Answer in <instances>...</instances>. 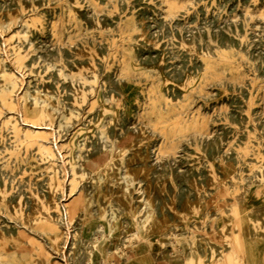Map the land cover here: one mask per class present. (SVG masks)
<instances>
[{"label":"rangeland","instance_id":"rangeland-1","mask_svg":"<svg viewBox=\"0 0 264 264\" xmlns=\"http://www.w3.org/2000/svg\"><path fill=\"white\" fill-rule=\"evenodd\" d=\"M263 6L264 0H0V264H64L65 251L75 264H131L135 250L120 247L138 229L143 239L133 248L147 250L156 264H251L248 241L263 246L253 264H264ZM75 198L82 206L67 224L62 211ZM95 233L100 243L93 247Z\"/></svg>","mask_w":264,"mask_h":264},{"label":"bare ground","instance_id":"bare-ground-1","mask_svg":"<svg viewBox=\"0 0 264 264\" xmlns=\"http://www.w3.org/2000/svg\"><path fill=\"white\" fill-rule=\"evenodd\" d=\"M6 1V0H5ZM10 1V0H9ZM47 1V0H46ZM88 1V0H87ZM118 1V0H117ZM135 1V0H134ZM138 1V0H137ZM84 2V1H83ZM122 2V1H121ZM133 2V1H132ZM12 3V2H11ZM150 3V2H149ZM191 3V2H190ZM8 4H10V3H8ZM42 4V3H41ZM119 4H121V3H119ZM140 4V3H139ZM147 4H148V2H147ZM208 4V3H207ZM225 4V3H224ZM223 4V5H224ZM107 5V4H106ZM123 5H124V3H123ZM131 5V4H130ZM134 5V4H133ZM132 5V6H133ZM188 5H189V3H188ZM222 5V6H223ZM7 6V5H6ZM216 6V5H215ZM264 7V6H263ZM50 8V7H49ZM92 8V7H91ZM90 8V9H91ZM129 8V7H128ZM132 8V7H131ZM223 8V7H222ZM77 9H78V7H77ZM93 9V8H92ZM141 9V8H140ZM184 9V8H183ZM197 9V8H196ZM161 10V9H160ZM185 10V9H184ZM188 10V9H187ZM194 10V9H193ZM207 10V9H206ZM217 10H218V8H217ZM222 10V9H221ZM242 10V9H241ZM104 11V10H103ZM129 11V10H128ZM139 11V10H138ZM195 11V10H194ZM210 11H212V10H210ZM244 11V10H243ZM157 12V11H156ZM165 12V11H164ZM47 13V12H46ZM87 13V12H86ZM132 13V12H131ZM179 13H181V12H179ZM208 13H210V12H208ZM236 13V12H235ZM240 13V12H239ZM244 13V12H243ZM242 13V14H243ZM32 14V13H31ZM35 14V13H34ZM128 14V13H127ZM185 14V13H184ZM192 14V13H191ZM30 15V14H29ZM33 15V14H32ZM93 15H94V13H93ZM114 15V14H113ZM173 15V14H172ZM224 15V14H223ZM241 15V14H240ZM252 15V14H251ZM82 16V15H81ZM158 16V15H157ZM183 16V15H182ZM210 16V15H209ZM242 16V15H241ZM83 17V16H82ZM91 17V16H90ZM93 17V16H92ZM99 17V16H98ZM117 17V16H116ZM125 17V16H124ZM171 17V16H170ZM169 17V18H170ZM175 17H176V15H175ZM174 17V18H175ZM189 17H190V15H189ZM211 17V16H210ZM217 17V16H216ZM24 18V17H23ZM46 18V17H45ZM112 18V17H111ZM146 18V17H145ZM165 18V17H164ZM168 18V19H169ZM193 18V17H192ZM221 18V17H220ZM234 18V17H233ZM232 18V19H233ZM78 19V18H77ZM81 19V18H80ZM116 19H118V18H116ZM141 19V18H140ZM155 19V18H154ZM195 19H197V17L195 18ZM200 19V18H199ZM239 19V18H238ZM86 20V19H85ZM92 20V19H91ZM211 20V19H210ZM228 20V19H227ZM28 21V20H27ZM89 21V20H88ZM135 21V20H134ZM139 21V20H138ZM147 21V20H146ZM178 21V20H177ZM179 21H181V20H179ZM199 21V20H198ZM207 21H209V20H207ZM215 21V20H214ZM233 21V20H232ZM235 21V20H234ZM239 21V20H238ZM18 22V21H17ZM19 22H21V21H19ZM90 22V21H89ZM99 22V21H98ZM132 22V21H131ZM145 22V21H144ZM144 22H143V24H144ZM151 22V21H150ZM150 22H148V23H150ZM160 22V21H159ZM184 22V21H183ZM205 22H206V19H205ZM237 22V21H236ZM255 22V21H254ZM261 22V21H260ZM260 22H259V24H260ZM22 23V22H21ZM147 23V22H146ZM168 23V22H167ZM219 23V22H218ZM230 23H231V21H230ZM264 23V22H263ZM89 24V23H88ZM132 24V23H131ZM140 24V23H139ZM166 24V23H165ZM181 24V23H180ZM226 24H227V21H226ZM229 24V23H228ZM236 24V23H235ZM83 25V24H82ZM87 25V24H86ZM94 25V24H93ZM155 25H156V23H155ZM220 25V24H219ZM223 25V24H222ZM232 25V24H231ZM241 25V24H240ZM13 26H14V24H13ZM38 26V25H37ZM51 26V25H50ZM100 26V25H99ZM138 26V25H137ZM140 26V25H139ZM203 26V25H202ZM205 26H207V25H205ZM254 26V25H253ZM256 26V25H255ZM174 27V26H173ZM213 27V26H212ZM216 27V26H215ZM230 27V26H229ZM237 27V26H236ZM239 27V26H238ZM241 27V26H240ZM250 27V26H249ZM257 27V26H256ZM260 27V26H259ZM5 28V27H4ZM22 28H24V27H22ZM30 28V27H29ZM88 28V27H87ZM166 28V27H165ZM185 28V27H184ZM231 28V27H230ZM242 28V27H241ZM264 28V27H263ZM26 29V28H25ZM132 29V28H131ZM151 29V28H150ZM167 29V28H166ZM172 29V28H171ZM200 29V28H199ZM249 29V28H248ZM21 30V29H20ZM130 30V29H129ZM168 30V29H167ZM170 30V29H169ZM180 30V29H179ZM204 30V29H203ZM206 30V29H205ZM214 30V29H213ZM220 30H222V29H220ZM240 30H242V29H240ZM256 30V29H255ZM5 31V30H4ZM27 31V30H26ZM29 31V30H28ZM33 31V30H32ZM51 31V30H50ZM96 31V30H95ZM158 31V30H157ZM175 31H176V29H175ZM174 31V32H175ZM191 31V30H190ZM235 31V30H234ZM134 32V31H133ZM147 32H149V31H147ZM198 32H199V30H198ZM205 32V31H204ZM216 32H217V30H216ZM259 32V31H258ZM96 33V32H95ZM171 33V32H170ZM215 33V32H214ZM261 33V32H260ZM31 34H32V32H31ZM165 34V33H164ZM150 35V34H149ZM148 35V36H149ZM152 35V34H151ZM190 35V34H189ZM204 35V34H203ZM236 35V34H235ZM248 35V34H247ZM262 35V34H261ZM159 36V35H158ZM161 36V35H160ZM182 36V35H181ZM218 36V35H217ZM49 37H51V36H49ZM162 37V36H161ZM214 37V36H213ZM216 37V36H215ZM262 37V36H261ZM260 37V38H261ZM29 38V37H28ZM137 38V37H136ZM182 38V37H181ZM180 38V39H181ZM249 38V37H248ZM3 38H1V40H2ZM46 39V38H45ZM54 39V38H53ZM169 39V38H168ZM187 39V38H186ZM191 39V38H190ZM195 39V38H194ZM214 39V38H213ZM225 39V38H224ZM229 39V38H228ZM255 39V38H254ZM15 40H16V38H15ZM230 40V39H229ZM240 40V39H239ZM245 40V39H244ZM262 40V39H261ZM52 41V40H51ZM170 41V40H169ZM206 41V40H205ZM219 41V40H218ZM243 41V40H242ZM247 41V40H246ZM38 42V41H37ZM124 42V41H123ZM127 42V41H126ZM173 42V41H172ZM197 42V41H196ZM208 42H209V40H208ZM222 42V41H221ZM248 42V41H247ZM262 42V41H261ZM19 43V42H18ZM27 43V42H26ZM73 42H71V44H72ZM88 43V42H87ZM100 43V42H99ZM122 43V42H121ZM146 43V42H145ZM166 43H169V42H166ZM6 44V43H5ZM63 44V43H62ZM69 44V43H68ZM123 44V43H122ZM165 44V43H164ZM177 44H179V43H177ZM242 44V43H241ZM254 44V43H253ZM34 45V44H33ZM42 45V44H41ZM46 45V44H45ZM51 45V44H50ZM59 45V44H58ZM64 45H66V44H64ZM73 45V44H72ZM139 45V44H138ZM162 45V44H161ZM206 45V44H205ZM255 45V44H254ZM36 46V45H35ZM40 46V45H39ZM52 46V45H51ZM55 46V45H54ZM53 46V47H54ZM74 46H75V44H74ZM144 46V45H143ZM142 46V47H143ZM168 46V45H167ZM247 46V45H246ZM256 46V45H255ZM25 47V46H24ZM63 47V46H62ZM129 47V46H128ZM148 47H149V45H148ZM147 47V48H148ZM198 47V46H197ZM216 47V46H215ZM229 47V46H228ZM243 47V46H242ZM264 47V46H263ZM3 48V47H2ZM37 48H38V46H37ZM52 48V47H51ZM72 48V47H71ZM74 48V47H73ZM120 48V47H119ZM150 48V47H149ZM204 48V47H203ZM230 48V47H229ZM246 48V47H245ZM5 49V48H4ZM55 49V48H54ZM58 49V48H57ZM134 49V48H133ZM173 49V48H172ZM175 49V48H174ZM187 49V48H186ZM200 49V48H199ZM210 49V48H209ZM224 49V48H223ZM242 49V48H241ZM249 49V48H248ZM63 50V49H62ZM102 50V49H101ZM120 50V49H119ZM148 50V49H147ZM161 50V49H160ZM197 50V49H196ZM202 50V49H201ZM240 50V49H239ZM254 50V49H253ZM8 51V50H7ZM6 51V52H7ZM13 51V50H12ZM49 51V50H48ZM67 51V50H66ZM97 51V50H96ZM100 51V50H99ZM137 51V50H136ZM162 51V50H161ZM203 51V50H202ZM5 52V53H6ZM56 52V51H55ZM54 52V53H55ZM155 52H156V50H155ZM172 52V51H171ZM175 52V51H174ZM208 52V51H207ZM38 53V52H37ZM57 53V52H56ZM55 53V54H56ZM72 53V52H71ZM144 53V52H143ZM202 53V52H201ZM215 53V52H214ZM240 53V52H239ZM251 53V52H250ZM249 53V54H250ZM6 54H8V53H6ZM13 54V53H12ZM45 54V53H44ZM65 54H66V52H65ZM70 54V53H69ZM122 54V53H121ZM133 54V53H132ZM170 54V53H169ZM185 54V53H184ZM206 54V53H205ZM209 54V53H208ZM241 54V53H240ZM247 54V53H246ZM253 54H255V53H253ZM14 55V54H13ZM36 55V54H35ZM49 55V54H48ZM63 55V54H62ZM171 55V54H170ZM190 55V54H189ZM243 55V54H242ZM242 55H241V57H242ZM245 55V54H244ZM2 56V55H1ZM67 56V55H66ZM99 56V55H98ZM112 56V55H111ZM139 56V55H138ZM173 56V55H172ZM178 56H180V55H178ZM187 56V55H186ZM209 56V55H208ZM258 56V55H257ZM9 57H10V55H9ZM35 57V56H34ZM46 57V56H45ZM59 57V56H58ZM71 57V56H70ZM73 57V56H72ZM147 57V56H146ZM244 57V56H243ZM11 58V57H10ZM30 58V57H29ZM47 58H49V57H47ZM75 58V57H74ZM97 58V57H96ZM107 58V57H106ZM112 58V57H111ZM238 58V57H237ZM259 58H261V57H259ZM31 59V58H30ZM66 59V58H65ZM140 59V58H139ZM166 59V58H165ZM189 59V58H188ZM27 60V59H26ZM49 60V59H48ZM77 60V59H76ZM75 60V61H76ZM110 60V59H109ZM176 60V59H175ZM239 60V59H238ZM260 60V59H259ZM10 61V60H9ZM30 61V60H29ZM33 61V60H32ZM121 61V60H120ZM146 60H144V62H145ZM193 61V60H192ZM199 61V60H198ZM258 61V60H257ZM3 62H5V61H3ZM8 62V61H7ZM12 62H14V61H12ZM82 62V61H81ZM119 62V61H118ZM143 62V63H144ZM170 62V61H169ZM187 62V61H186ZM195 62V61H194ZM202 62V61H201ZM235 62V61H234ZM238 62V61H237ZM249 62V61H248ZM15 63V62H14ZM46 63H48V62H46ZM74 63V62H73ZM85 63V62H84ZM105 63V62H104ZM107 63H109V61H107ZM173 63V62H172ZM177 63V62H176ZM251 63V62H250ZM254 63V62H253ZM256 63V62H255ZM254 63V64H255ZM4 64V63H3ZM29 64V63H28ZM67 64H69V63H67ZM79 64V63H78ZM262 64H263V62H262ZM17 65V64H16ZM31 65V64H30ZM74 65V64H73ZM106 65V64H105ZM253 65V64H252ZM257 65V64H256ZM45 66V65H44ZM56 66V65H55ZM63 66V65H62ZM61 66V67H62ZM96 66V65H95ZM178 66V65H177ZM16 67H18V66H16ZM66 67V66H65ZM65 67H63V68H65ZM117 67V66H116ZM199 67V66H198ZM253 67H254V65H253ZM12 68V67H11ZM10 68V69H11ZM15 68V67H14ZM13 68V69H14ZM43 68V67H42ZM166 68V67H165ZM185 68V67H184ZM186 68H188V67H186ZM193 68V67H192ZM202 68V67H201ZM34 69V68H33ZM46 69V68H45ZM66 69V68H65ZM68 69V68H67ZM76 69V68H75ZM113 69V68H112ZM50 70V69H49ZM59 70V69H58ZM103 70V69H102ZM173 70V69H172ZM255 70V69H254ZM257 70V69H256ZM18 71V70H17ZM42 71V70H41ZM57 71V70H56ZM104 71V70H103ZM165 71V70H164ZM193 71V70H192ZM19 72V71H18ZM91 72V71H90ZM101 72V71H100ZM258 72V71H257ZM20 73V72H19ZM18 73V74H19ZM45 73H47V71L46 72H44V74ZM49 73V72H48ZM85 73V72H84ZM108 73V72H107ZM112 73V72H111ZM178 73V72H177ZM193 73V72H192ZM16 74V73H15ZM24 74V73H23ZM29 74V73H28ZM27 74V75H28ZM43 74V75H44ZM58 74V73H57ZM87 74H88V71H87ZM116 74H117V72H116ZM119 74V73H118ZM260 74V73H259ZM105 75V74H104ZM173 75V74H172ZM256 75V74H255ZM20 76V75H19ZM25 75H23V77H24ZM31 76V75H30ZM56 76V75H55ZM87 76V75H86ZM90 76H91V74H90ZM179 76V75H178ZM22 76H20V78H21ZM44 77V76H43ZM116 77H119V76H116ZM126 77H129V76H126ZM19 78V77H18ZM17 78V79H18ZM38 78V77H37ZM92 78V77H91ZM108 78V77H107ZM113 78V77H112ZM131 78V77H130ZM170 78V77H169ZM258 78V77H257ZM22 79V78H21ZM40 79V78H39ZM57 79H59V78H57ZM68 79V78H67ZM75 79V78H74ZM101 79V78H100ZM162 79V78H161ZM260 79V78H259ZM20 80V79H19ZM73 80V79H72ZM102 80V79H101ZM116 80H118V79H116ZM125 80V79H124ZM160 80V79H159ZM178 80H179V77H178ZM239 80V79H238ZM18 81V80H17ZM20 82H22V81H20ZM50 82V81H49ZM55 82V81H54ZM71 82V81H70ZM122 82V81H121ZM245 82V81H244ZM56 83H57V81H56ZM76 83V82H75ZM19 84V83H18ZM28 84V83H27ZM35 84V83H34ZM105 84V83H104ZM115 84V83H114ZM38 85V84H37ZM54 85H55V83H54ZM89 85V84H88ZM98 85V84H97ZM96 85V86H97ZM237 85H238V83H237ZM237 85H235V86H237ZM248 85V84H247ZM21 86H22V84H21ZM20 86V87H21ZM74 86V85H73ZM93 86V85H92ZM35 87V86H34ZM38 87V86H37ZM66 87H68V85L66 86ZM77 87H78V85H77ZM114 87V86H113ZM169 87H170V85H169ZM248 87V86H247ZM251 87V86H250ZM30 88V87H29ZM89 88V87H88ZM96 88V87H95ZM98 88V87H97ZM112 88V87H111ZM117 88V87H116ZM237 88V87H236ZM23 89V88H22ZM33 89V88H32ZM109 89H110V86H109ZM120 89V88H119ZM177 89V88H176ZM241 89H243V88H241ZM241 89H240V91H241ZM248 89H250L249 87H248ZM254 89V88H253ZM43 90V89H42ZM41 90V91H42ZM61 90H63V89H61ZM61 90H59V92L61 91ZM172 90V89H171ZM178 90V89H177ZM20 91V90H19ZM22 91V90H21ZM47 91V90H46ZM111 91V90H110ZM109 90H108V92H110ZM120 91V90H119ZM169 91V90H168ZM250 91V90H249ZM16 92V91H15ZM18 92V91H17ZM55 92V91H54ZM116 92V91H115ZM157 92V91H156ZM19 93V92H18ZM17 93V94H18ZM21 93V92H20ZM56 93V92H55ZM54 93V94H55ZM105 93V92H104ZM120 93V92H119ZM168 93V92H167ZM242 93V92H241ZM57 94H59V93H57ZM91 94V93H90ZM90 94H88V95H90ZM158 94V93H157ZM169 94H171V91H170V93ZM168 94V95H169ZM190 94V93H189ZM246 94H248V93H246ZM114 95V94H113ZM167 95V94H166ZM175 95V94H174ZM237 95V94H236ZM21 97V95L19 96V95H16V97ZM182 96V95H181ZM73 97V96H72ZM90 97V96H89ZM107 97V96H106ZM166 97V96H165ZM168 97V96H167ZM243 97H244V95H243ZM154 98H155V96H154ZM158 98V97H157ZM238 98V97H237ZM236 98V99H237ZM17 99V98H16ZM71 99H73V98H71ZM84 99V98H83ZM90 99V98H89ZM239 99H240V97H239ZM256 99V98H255ZM19 100V99H18ZM32 100V99H31ZM63 100V99H62ZM177 100V99H176ZM241 100H242V98H241ZM20 101H21V99H20ZM86 101H87V99H86ZM171 101H172V99H171ZM180 101V100H179ZM239 101V100H238ZM65 102V101H64ZM161 102H163V100L161 101ZM244 102V101H243ZM17 103V102H16ZM21 103V102H20ZM90 103V102H89ZM169 103V102H168ZM236 103V102H235ZM240 103V102H239ZM31 104V103H30ZM63 103H61V105H62ZM85 104V103H84ZM161 104V103H160ZM163 104V103H162ZM176 104V103H175ZM253 104H254V102H253ZM16 105V104H15ZM14 105V106H15ZM114 105V104H113ZM134 105V104H133ZM63 106V105H62ZM131 106V105H130ZM74 107V106H73ZM76 107V106H75ZM97 107V106H96ZM95 107V108H96ZM134 107V106H133ZM230 107V106H229ZM18 108H19V106H18ZM58 108H59V106H58ZM77 108V107H76ZM78 109V108H77ZM163 109H164V107H163ZM162 109V110H163ZM256 109V108H255ZM258 109V108H257ZM19 110V109H18ZM17 110V111H18ZM121 110V109H120ZM250 110H251V107H250ZM98 111V110H97ZM136 111V110H135ZM160 111V110H159ZM230 111V110H229ZM239 111V110H238ZM252 111V110H251ZM6 112V111H5ZM16 112V111H15ZM66 112H67V110H66ZM96 112V111H95ZM120 112V111H119ZM8 113H10V112H8ZM12 113H14V112H12ZM19 113V112H18ZM68 113V112H67ZM4 114V113H3ZM7 114V113H6ZM97 114V113H96ZM137 114V113H136ZM257 114V113H256ZM16 115V114H15ZM193 115H194V113H193ZM21 116V115H20ZM59 116V115H58ZM225 116V115H224ZM232 116V115H231ZM245 116V115H244ZM127 117V116H126ZM139 117H140V115H139ZM158 117V116H157ZM234 117V116H233ZM232 117V118H233ZM1 118H2V116H1ZM136 118H137V116H136ZM220 118V117H219ZM242 118V117H241ZM255 118H256V116H255ZM79 119V118H78ZM94 119H96V118H94ZM109 119V118H108ZM123 119V118H122ZM134 119V118H133ZM21 120H23V119H21ZM89 120V119H88ZM120 120V119H119ZM141 120V119H140ZM213 120V119H212ZM236 120V119H235ZM63 121V120H62ZM121 121V120H120ZM137 120H135V122H136ZM1 122V121H0ZM27 122V121H26ZM57 122V121H56ZM71 122V121H70ZM75 122V121H74ZM89 122V121H88ZM129 122V121H128ZM149 122H151V121H149ZM156 122V121H155ZM233 122V121H232ZM240 122V121H239ZM23 123V122H22ZM28 123V122H27ZM39 123V122H38ZM72 123V122H71ZM121 123V122H120ZM152 123V122H151ZM253 123H254V121H253ZM29 124H31V123H29ZM110 124V123H109ZM124 124V123H123ZM130 124V123H129ZM138 124H140V123H138ZM145 124V123H144ZM260 124V123H259ZM27 125V124H26ZM38 125V124H37ZM36 125V126H37ZM50 125V124H49ZM52 125V124H51ZM54 125V124H53ZM88 125V124H87ZM118 125V124H117ZM150 125V124H149ZM161 125V124H160ZM171 125V124H170ZM242 125V124H241ZM262 125V124H261ZM34 126V125H33ZM55 126V125H54ZM76 126V125H75ZM136 126V125H135ZM147 126V125H146ZM48 127V126H47ZM56 127V126H55ZM64 127V126H63ZM110 127V126H109ZM131 127V126H130ZM133 127V126H132ZM145 127V126H144ZM233 127V126H232ZM254 127V126H253ZM264 127V126H263ZM25 128V127H24ZM30 128V127H29ZM49 128V127H48ZM52 128V127H51ZM148 128V127H147ZM35 129V128H34ZM37 129V128H36ZM44 129V128H43ZM50 129V128H49ZM52 129H54V128H52ZM135 129H137V128H135ZM153 129V128H152ZM157 129V128H156ZM220 129V128H219ZM218 129V130H219ZM238 129V128H237ZM248 129V128H247ZM263 129V128H262ZM46 130H48L47 128H46ZM60 130V129H59ZM58 130V131H59ZM72 130V129H71ZM210 130H212V129H210ZM246 130V129H245ZM3 131V130H2ZM109 131H111V130H109ZM114 131V130H113ZM121 131V130H120ZM132 131V130H131ZM229 131H230V129H229ZM258 131V130H257ZM264 131V130H263ZM57 132V131H56ZM122 132V131H121ZM137 132V131H136ZM176 132V131H175ZM195 132V131H194ZM214 132V131H213ZM220 132V131H219ZM223 132V131H222ZM232 132V131H231ZM236 132H238L237 130H236ZM5 133V132H4ZM95 133H96V131H95ZM98 133V132H97ZM124 133V132H123ZM150 133V132H149ZM158 133V132H157ZM192 133V132H191ZM210 133V132H209ZM216 133V132H215ZM225 133V132H224ZM239 133V132H238ZM244 133V132H243ZM263 133V132H262ZM53 134V133H52ZM70 134V133H69ZM151 134V133H150ZM159 134V133H158ZM177 134V133H176ZM208 134V133H207ZM217 134V133H216ZM235 134V133H234ZM4 135V134H3ZM57 135V134H56ZM91 135V134H90ZM114 135V134H113ZM188 135V134H187ZM213 135V134H212ZM232 135V134H231ZM111 136V135H110ZM201 136V135H200ZM211 136V135H210ZM209 136V137H210ZM214 136V135H213ZM51 137V136H50ZM53 137V136H52ZM89 137V136H88ZM98 137V136H97ZM119 137H121V136H119ZM161 137V136H160ZM188 137V136H187ZM194 137V136H193ZM196 137H197V135H196ZM232 137V136H231ZM246 137V136H245ZM252 137V136H251ZM257 137V136H256ZM8 138V137H7ZM162 138V137H161ZM202 137H200V140H202L201 139ZM207 138V137H206ZM205 138V139H206ZM67 139V138H66ZM98 139H100V138H98ZM193 139V138H192ZM191 139V140H192ZM212 139H213V137H212ZM219 139V138H218ZM224 139H227V137L226 138H224ZM3 140V139H2ZM48 140V139H47ZM82 140H84V139H82ZM94 140H96V139H94ZM164 140V139H163ZM187 140V139H186ZM190 140V139H189ZM191 140H190V142H191ZM237 140H239V139H237ZM251 140V139H250ZM263 140V139H262ZM64 141V140H63ZM100 141V140H99ZM103 141V140H102ZM108 141V140H107ZM114 141V140H113ZM158 141H159V139H158ZM194 141V140H193ZM199 141V140H198ZM236 141V140H235ZM256 141V140H255ZM44 142V141H43ZM54 144H56L55 146V148H57V149H59L60 147L58 146V143H57V139L55 138L54 139ZM61 142V141H60ZM91 142H93V141H91ZM104 142H106V141H104ZM103 142V143H104ZM160 142H161V140H160ZM212 142V141H211ZM47 143V142H46ZM113 143V142H112ZM150 143V142H149ZM163 143H164V141H163ZM191 143H193V142H191ZM200 143H202V142H200ZM243 143V142H242ZM241 143V144H242ZM5 144H6V142H5ZM81 144V143H80ZM86 144V143H85ZM101 144V143H100ZM99 144V145H100ZM111 144V143H110ZM188 144H190V143H188ZM187 144V145H188ZM254 144V143H253ZM8 145V144H7ZM49 145V144H48ZM98 145V146H99ZM108 145V144H107ZM107 145H105V146H107ZM191 145V144H190ZM203 145V144H202ZM228 145V144H227ZM262 145V144H261ZM53 146V145H52ZM65 146V145H64ZM102 146H103V144H102ZM145 146V145H144ZM151 146V145H150ZM182 146H184V145H182ZM205 146V145H204ZM212 146H214V145H212ZM221 146V145H220ZM249 146H251V145H249ZM108 147V146H107ZM111 147V146H110ZM162 147V146H161ZM181 147V146H180ZM209 147V146H208ZM238 147V146H237ZM264 146H262V148H263ZM23 148V147H22ZM149 148V147H148ZM154 148V147H153ZM211 148V147H210ZM226 148V147H225ZM228 148H229V146H228ZM66 149V148H65ZM98 149V148H97ZM215 149H216V147H215ZM264 149V148H263ZM1 150H3V149H1ZM54 150V149H53ZM85 150V149H84ZM153 150V149H152ZM157 150V149H156ZM163 150H164V148H163ZM170 150H172V149H170ZM169 150V151H170ZM175 150V149H174ZM208 150H209V148H208ZM219 150V149H218ZM227 150V149H226ZM231 150V149H230ZM235 150V149H234ZM255 150V149H254ZM24 151V150H23ZM30 151V150H29ZM62 151V150H61ZM67 151V150H66ZM79 151V150H78ZM150 151V153H151V150H149ZM194 151V150H193ZM221 151H222V149H221ZM228 151V150H227ZM252 151V150H251ZM58 152H59V150H58ZM63 152V151H62ZM93 152V151H92ZM160 152V151H159ZM161 152H163V151H161ZM208 152V151H207ZM216 152H218L217 150H216ZM229 152V151H228ZM241 152V151H240ZM250 152V151H249ZM33 153V152H32ZM55 153V152H54ZM60 153V152H59ZM94 153V152H93ZM97 153V152H96ZM146 153V152H145ZM157 153V152H156ZM155 153V154H156ZM164 153V152H163ZM171 153V152H170ZM179 153H180V151H179ZM195 153H196V151H195ZM215 153V152H214ZM236 153V152H235ZM264 153V152H263ZM6 154V153H5ZM4 154V155H5ZM24 154V153H23ZM85 154V153H84ZM90 154H91V152H90ZM158 154V153H157ZM166 154V153H165ZM167 154H169V153H167ZM186 154H188V153H186ZM200 154V153H199ZM223 154H224V152H223ZM241 154V153H240ZM61 155V154H60ZM92 155V154H91ZM152 155V154H151ZM159 155H161V154H159ZM172 155H174V153H172ZM176 155V154H175ZM179 155V154H178ZM181 155V154H180ZM230 155V154H229ZM263 155V154H262ZM6 156V155H5ZM66 156V155H65ZM78 156V155H77ZM87 156H89V155H87ZM167 156V155H166ZM191 156V155H190ZM237 156V155H236ZM243 156V155H242ZM264 156V155H263ZM4 157V156H3ZM79 157H80V155H79ZM173 157V156H172ZM204 156L202 155V158H203ZM218 157V156H217ZM67 158V157H66ZM154 158V157H153ZM152 158V159H153ZM157 158H159V157H157ZM164 158V157H163ZM166 158V157H165ZM169 158V157H168ZM176 158V157H175ZM211 158V157H210ZM228 158V157H227ZM47 159V158H46ZM62 159H64V158H62ZM177 159V158H176ZM216 159V158H215ZM55 160V159H54ZM53 160V161H54ZM82 160V159H81ZM154 160V159H153ZM164 160V159H163ZM171 160H173V159H171ZM179 160V159H178ZM182 160V159H181ZM205 160V159H204ZM226 160V159H225ZM233 160H234V158H233ZM237 160V159H236ZM240 160V159H239ZM41 161V160H40ZM57 161V160H56ZM83 161V160H82ZM81 161V162H82ZM84 161H85V159H84ZM83 161V162H84ZM174 161V160H173ZM263 161V160H262ZM11 162V161H10ZM60 162H63V161H60ZM180 162V161H179ZM240 162V161H239ZM33 163V162H32ZM65 163H66V161H65ZM94 163H96V162H94ZM167 163V162H166ZM165 163V164H166ZM202 163V162H201ZM251 163V162H250ZM261 163V162H260ZM2 164V163H1ZM64 164V163H63ZM62 164V166L63 167H61V166H59V167H61V168H64V165ZM159 164H160V162H159ZM171 164V163H170ZM181 164V163H180ZM244 164V163H243ZM66 165H68V164H66ZM138 165V164H137ZM157 165H158V163H157ZM190 165V164H189ZM13 166V165H12ZM22 166V165H21ZM25 166V165H24ZM42 166V165H41ZM132 166V165H131ZM169 166V165H168ZM193 167V166H192ZM246 167V166H245ZM13 168V167H12ZM237 168H239V167H237ZM243 168V167H242ZM1 169V168H0ZM22 169V168H21ZM80 169H83L82 171H81V176L84 174V167L83 168H80ZM163 169V168H162ZM244 169V168H243ZM263 169H264V167H263ZM3 170H5V169H3ZM9 170V169H8ZM28 170V169H27ZM155 170V169H154ZM164 170V169H163ZM257 170V169H256ZM15 171H17V169H15ZM60 171V170H59ZM64 171H65V169H64ZM158 171H159V169H158ZM183 171V170H182ZM185 171V170H184ZM191 171V170H190ZM193 171V170H192ZM61 172V171H60ZM87 172V171H86ZM160 172V171H159ZM194 172V171H193ZM215 172V171H214ZM10 173V172H9ZM15 173V172H14ZM68 173V172H67ZM151 173V172H150ZM192 173V172H191ZM216 173V172H215ZM251 173V172H250ZM264 173V172H263ZM59 174V173H58ZM72 174V173H71ZM154 174V173H153ZM164 174V173H163ZM175 174H177V173H175ZM182 174H183V172H182ZM193 174V173H192ZM239 174V173H238ZM237 174V175H238ZM40 175V174H39ZM243 175V174H242ZM258 175H259V173H258ZM9 176V175H8ZM12 176V175H11ZM14 176V175H13ZM60 176V175H59ZM63 176V175H62ZM79 176V175H78ZM77 175H75V177H74V179L72 180V182H73V184H74V186L77 184V180H78V177ZM89 176V175H88ZM87 176V177H88ZM253 176V175H252ZM256 176V175H255ZM6 177V176H5ZM28 177V176H27ZM61 177V176H60ZM70 177V176H69ZM177 177V176H176ZM187 177V176H186ZM185 177V178H186ZM257 177V176H256ZM11 178V177H10ZM71 178V177H70ZM70 178H69V180H70ZM199 178V177H198ZM235 178H236V176H235ZM244 178V177H243ZM247 178V177H246ZM249 178V177H248ZM251 178V177H250ZM12 179V178H11ZM27 179V178H26ZM64 179H66V177L64 176ZM87 179H89V178H87ZM154 179V178H153ZM178 179V178H177ZM183 179H184V177H183ZM197 179V178H196ZM2 180V179H1ZM34 180V179H33ZM60 180H62V179H60ZM238 180V179H237ZM12 181V180H11ZM11 181H10V183H11ZM21 181V180H20ZM199 181H201V180H199ZM246 181V180H245ZM253 181V180H252ZM18 182L19 181H17V184H18ZM26 182V181H25ZM28 182V181H27ZM68 182V181H67ZM146 182V181H145ZM229 182V181H228ZM239 182V181H238ZM257 182V181H256ZM9 183V182H8ZM20 183V182H19ZM79 184H80V182H78ZM81 183H82V181H81ZM247 183V182H246ZM250 183V182H249ZM34 184V183H33ZM62 184V183H61ZM66 183L64 182V185H65ZM90 184V183H89ZM145 184V183H144ZM152 184V183H151ZM9 185V184H8ZM24 185V184H23ZM36 185V184H35ZM70 185V184H69ZM103 185V184H102ZM122 185V184H121ZM154 185V184H153ZM169 185H170V183H169ZM180 186V185H179ZM65 187V186H64ZM87 187V186H86ZM224 187V186H223ZM16 188V187H15ZM17 188H18V185H17ZM16 188V189H17ZM35 188V187H34ZM80 188H82L81 186H80ZM89 188V187H88ZM104 188V187H103ZM154 188V187H153ZM7 189V188H6ZM22 189V188H21ZM75 189H77V187L75 188ZM91 189V188H90ZM179 189V188H178ZM184 189V188H183ZM247 189V188H246ZM15 190V189H14ZM23 190V189H22ZM38 190V189H37ZM65 190V189H64ZM68 190H69V188H68ZM109 190V189H108ZM107 190V191H108ZM215 190V189H214ZM30 191V190H29ZM66 191V190H65ZM82 191H84V190H82ZM92 191V190H91ZM111 191V190H110ZM125 191V190H124ZM180 191V190H179ZM189 191V190H188ZM206 191H207V189H206ZM12 192V191H11ZM16 192V191H15ZM64 192V191H63ZM77 192V191H76ZM154 192V191H153ZM156 192V191H155ZM178 192V191H177ZM65 194H66V192H64ZM181 193V192H180ZM27 194V193H26ZM109 194V193H108ZM133 194V193H132ZM156 194V193H155ZM171 194V193H170ZM193 194H195V193H193ZM64 195V194H63ZM70 196H71V194H69ZM73 195V194H72ZM126 195V194H125ZM134 195V194H133ZM136 195V194H135ZM176 195H177V193H176ZM185 195V194H184ZM188 195H190V194H188ZM209 195V194H208ZM153 196V195H152ZM156 196V195H155ZM179 196V195H178ZM194 196V195H193ZM205 196V195H204ZM238 196V195H237ZM62 197V196H61ZM64 197V196H63ZM62 197V198H63ZM176 197V196H175ZM195 197V196H194ZM6 198H7V196H6ZM57 198V197H56ZM65 198V197H64ZM157 198V197H156ZM232 198V197H231ZM28 199V198H27ZM31 199V198H30ZM68 199V198H67ZM122 199V198H121ZM161 199V198H160ZM228 199V198H227ZM238 199V198H237ZM24 200V199H23ZM61 200V199H60ZM131 200V199H130ZM15 201H16V199H15ZM67 201V200H66ZM158 201H160V200H158ZM24 202V201H23ZM112 202V201H111ZM114 202V201H113ZM156 203V202H155ZM176 203V202H175ZM180 203V202H179ZM28 204V203H27ZM64 204V203H63ZM34 205V204H33ZM119 205V204H118ZM27 206V205H26ZM25 206V207H26ZM81 200H80V198H75L74 199V201L71 203V205H69V207L68 206H65L64 207V211H62L63 213V216H64V220L67 222V224L69 223V219H70V216H72V214L76 211V210H79L80 208H81ZM156 206H158V205H156ZM60 207V206H59ZM123 207V206H122ZM180 207V206H179ZM147 208L149 209V206H147ZM60 209V208H59ZM113 209V208H112ZM118 209H119V207H118ZM227 209V208H226ZM93 210V209H92ZM114 210V209H113ZM140 210V209H139ZM138 210V211H139ZM144 210V209H143ZM155 210V209H154ZM160 209H158V211H159ZM13 211V210H12ZM61 211V210H60ZM109 211V210H108ZM122 211V210H121ZM124 211H125V209H124ZM157 211V210H156ZM212 211V210H211ZM119 212V211H118ZM166 212V211H165ZM2 213V212H1ZM110 213V212H109ZM117 213V212H116ZM144 213V212H143ZM50 214V213H49ZM57 214V213H56ZM204 214V213H203ZM216 214V213H215ZM58 215V214H57ZM157 215V214H156ZM161 215V214H160ZM3 216V215H2ZM6 216V215H5ZM4 216V217H5ZM108 216V215H107ZM110 216V215H109ZM108 216V217H109ZM112 216V215H111ZM141 216V215H140ZM158 216V215H157ZM209 216V215H208ZM62 217V216H61ZM117 217V216H116ZM171 217V216H170ZM112 218V217H111ZM111 218H109V219H111ZM141 218V217H140ZM3 219V218H2ZM1 219V220H2ZM7 219V218H6ZM61 219V218H60ZM78 219V218H77ZM5 220V219H4ZM9 220V219H8ZM13 220V219H12ZM76 220V219H75ZM81 220V219H80ZM79 220V221H80ZM138 220V219H137ZM16 221H18V220H16ZM56 221V220H55ZM61 221H63V220H61ZM82 221V220H81ZM110 221V220H109ZM0 222H2V221H0ZM58 222V221H57ZM56 222V223H57ZM64 222V221H63ZM65 222V223H66ZM76 222V221H75ZM126 222V221H125ZM8 223V222H7ZM17 223V222H16ZM16 223H15V225H16ZM19 223V222H18ZM20 224V223H19ZM18 224V225H19ZM61 224V223H60ZM80 224V223H79ZM104 224V223H103ZM126 224V223H125ZM14 225V224H13ZM63 226H64V224H62ZM61 225V226H62ZM78 225V224H77ZM24 226V225H23ZM61 226H59V227H61ZM71 226H72V224H71ZM79 226V225H78ZM99 226V225H98ZM124 226V225H123ZM172 226V225H171ZM6 227V226H5ZM11 227V226H10ZM26 227V226H25ZM70 227V226H69ZM209 227V226H208ZM23 228V227H22ZM87 228V227H86ZM126 228V227H125ZM201 228V227H200ZM17 229V228H16ZM18 229H20V228H18ZM70 229V228H69ZM68 229V235H72V233H71V231ZM72 229V228H71ZM76 229V228H75ZM77 229H78V227H77ZM85 229V228H84ZM107 229V228H106ZM5 230V229H4ZM28 230V229H27ZM33 230V229H32ZM73 230V229H72ZM82 230V229H81ZM122 230V229H121ZM7 231V230H6ZM5 231V232H6ZM86 231V230H85ZM100 231V230H99ZM16 232V231H15ZM118 232V231H117ZM210 232V231H209ZM49 233V232H48ZM87 233V232H86ZM181 233V232H180ZM80 234L81 233H77L74 237H73V249H76V248H74L75 246H77L76 245V243H77V241L80 239ZM99 234V233H98ZM123 234V233H122ZM177 234H179V233H177ZM176 234V235H177ZM198 234V233H197ZM39 235V234H38ZM64 235H66V231H65V234ZM171 235H173V234H171ZM42 236H44L43 234H42ZM126 236V240H125V242L124 243H121L122 245H121V247H120V252H126L127 250H128V248L130 249V250H135V253H134V256H133V258H132V261H131V264H156L155 262L156 261H154V258H153V256H152V254H150L147 250H136V249H134L133 248V245L138 241V240H142L143 239V232L141 231V229H138V230H135V231H132L131 232V234H128V235H125ZM154 236V235H153ZM156 236V235H155ZM40 237V236H39ZM124 237V236H123ZM119 238V237H118ZM150 238V237H149ZM47 239V238H46ZM69 239V238H68ZM125 239V238H124ZM41 240V239H40ZM70 240H72V239H70ZM69 240V241H70ZM120 240V239H119ZM86 241H87V239H86ZM169 241V240H168ZM42 242V241H41ZM89 242L92 244V246L93 247H96L97 246V244H99L100 243V239H99V236L97 235V233H95L90 239H89ZM123 242V241H122ZM44 243V242H43ZM79 243V242H78ZM160 243V242H159ZM163 243V242H162ZM167 243V242H166ZM49 244V243H48ZM64 244V243H63ZM65 244H66V242H65ZM89 244V243H88ZM167 244H169V243H167ZM165 245V244H164ZM224 245H225V243H224ZM63 246V245H62ZM166 246V245H165ZM173 246V245H172ZM198 246V245H197ZM68 247V246H67ZM93 247H92V249H93ZM47 248V247H46ZM65 248V247H64ZM88 248H91L90 246L88 247ZM110 248V247H109ZM262 248H263V246L261 245V246H259V245H257L256 243H252V242H250V241H248L247 243H246V249H245V255H246V258H247V261H249V263H251V264H253V261H255V259H257V258H259V256H260V254H261V252H262ZM69 249V248H68ZM78 249V248H77ZM116 249V248H115ZM176 249H177V247H176ZM199 249V248H198ZM226 249V248H225ZM49 250V249H48ZM85 250V249H84ZM84 250H83V252H84ZM89 250H91V249H89ZM64 251V250H63ZM116 251V250H115ZM177 251H179L178 249H177ZM50 252H52V251H50ZM66 252V251H65ZM64 252V254H63V257L62 258H64V264H75V263H70L69 261H68V259H67V256H66V253ZM109 252V251H108ZM167 252V251H166ZM53 253V252H52ZM77 253V252H76ZM61 254V253H60ZM58 255V254H57ZM73 255V254H72ZM161 255V254H160ZM180 255V254H179ZM189 255V254H188ZM221 255V254H220ZM59 256V255H58ZM70 256V255H69ZM97 256V255H96ZM169 256V255H168ZM72 257V256H71ZM94 257V256H93ZM99 257V256H98ZM222 257V256H221ZM11 258V257H10ZM59 258V257H58ZM76 258V257H75ZM103 258V257H102ZM158 258V257H157ZM156 258V259H157ZM71 259V258H70ZM69 259V260H70ZM73 260H74V258H72ZM81 259H82V257H81ZM160 259V258H159ZM62 260V259H61ZM78 260V259H77ZM87 258H86V260H84V262H79V264H87ZM117 260V259H116ZM63 261V260H62ZM102 261V260H101ZM75 262V261H74ZM103 263V262H102ZM108 264H109V262H108Z\"/></svg>","mask_w":264,"mask_h":264}]
</instances>
